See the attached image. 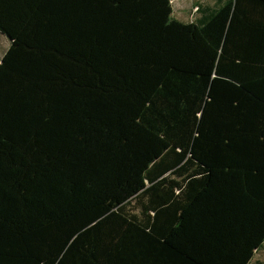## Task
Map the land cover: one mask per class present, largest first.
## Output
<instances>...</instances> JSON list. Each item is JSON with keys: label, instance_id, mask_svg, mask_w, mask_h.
Segmentation results:
<instances>
[{"label": "trees", "instance_id": "obj_1", "mask_svg": "<svg viewBox=\"0 0 264 264\" xmlns=\"http://www.w3.org/2000/svg\"><path fill=\"white\" fill-rule=\"evenodd\" d=\"M195 9L0 0V264H253L264 0Z\"/></svg>", "mask_w": 264, "mask_h": 264}, {"label": "rangeland", "instance_id": "obj_2", "mask_svg": "<svg viewBox=\"0 0 264 264\" xmlns=\"http://www.w3.org/2000/svg\"><path fill=\"white\" fill-rule=\"evenodd\" d=\"M174 8V19L182 23H188L194 20L196 16V5L199 2L213 5L215 0H171ZM11 46V40L0 33V62ZM264 258V251L258 256Z\"/></svg>", "mask_w": 264, "mask_h": 264}, {"label": "crops", "instance_id": "obj_3", "mask_svg": "<svg viewBox=\"0 0 264 264\" xmlns=\"http://www.w3.org/2000/svg\"><path fill=\"white\" fill-rule=\"evenodd\" d=\"M263 251H264V249L261 250V252H259V253L255 256V258H254V260H253V264H260V262H264V258H259V257H258Z\"/></svg>", "mask_w": 264, "mask_h": 264}]
</instances>
